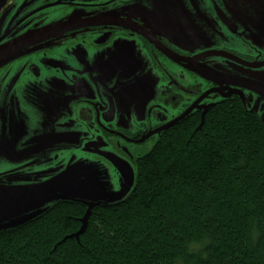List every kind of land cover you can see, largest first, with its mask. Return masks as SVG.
<instances>
[{
  "label": "flooded vegetation",
  "instance_id": "af4514ba",
  "mask_svg": "<svg viewBox=\"0 0 264 264\" xmlns=\"http://www.w3.org/2000/svg\"><path fill=\"white\" fill-rule=\"evenodd\" d=\"M143 1L149 4L128 9L130 4ZM177 1L187 8L184 28L175 22L166 27L165 18L171 13L158 12V9L155 13L152 5L156 0H6L0 8V48L23 37L30 39L0 62V124L1 116H7L10 129L0 134L3 136L0 153L6 156L0 157V182L13 178L36 180L57 169H52L48 159L29 158L33 135L30 126L20 127V117L31 122L39 114L43 124L45 117H51L59 125L55 128L61 132H68L64 126L70 124L66 148L74 151L71 154L76 157L99 155L98 149L103 147L118 151L134 165L142 155L144 144L157 139L169 123L196 101L187 116L207 107H197L201 99L218 96L212 104L225 97L242 98L232 89L251 95L256 106L264 109V98L242 86L240 78L229 85L226 84L228 78L215 82L192 69L205 67L238 76L227 68L232 65L264 68V55H261L264 52V0ZM180 37L184 42L180 43ZM120 49L127 62L143 64V71L148 73L145 78L136 75L124 82L120 80L126 70L118 69ZM193 50L194 54L189 53ZM259 51L260 54H251ZM102 55L107 63L99 61L98 69L105 72V77L99 79L95 72L77 81L76 75L89 73L90 62ZM229 57L256 67L236 63ZM58 63L62 68H53ZM67 63L76 67L69 70ZM51 65L46 70L45 66ZM150 78L153 80L151 93L148 96H145L146 90L138 93L139 102L126 108L127 91L133 89L135 82ZM30 83H36L33 87L36 90H39L37 84L50 83V90L57 95L56 106L51 109L36 102L32 106L33 101H26L20 92ZM144 86L141 83L140 89ZM66 94L69 96L64 97ZM117 96L126 102L117 103ZM55 98L49 96V101ZM129 113L133 116L131 122L127 120ZM79 145H86L91 153L79 155L76 151ZM63 155L62 151L61 158Z\"/></svg>",
  "mask_w": 264,
  "mask_h": 264
},
{
  "label": "trees",
  "instance_id": "16d2710c",
  "mask_svg": "<svg viewBox=\"0 0 264 264\" xmlns=\"http://www.w3.org/2000/svg\"><path fill=\"white\" fill-rule=\"evenodd\" d=\"M133 166L85 225V204L58 200L1 229L0 264H264V124L242 98L185 115Z\"/></svg>",
  "mask_w": 264,
  "mask_h": 264
},
{
  "label": "rangeland",
  "instance_id": "374dc122",
  "mask_svg": "<svg viewBox=\"0 0 264 264\" xmlns=\"http://www.w3.org/2000/svg\"><path fill=\"white\" fill-rule=\"evenodd\" d=\"M148 4L149 2L147 1H143L140 4L138 2V4H130L128 6V9L138 7L139 5L146 6ZM152 6H154L155 13L156 9H158V12L160 10H166L171 13L169 17L165 18L164 25L166 27H169L170 23L175 22V24L179 25L180 28H184L187 8L180 1L171 0V2H167L165 0H156L155 4ZM191 32L192 35H194V30H191ZM182 42H184L183 38H181L180 43ZM120 51L121 59L118 69H126L125 76L121 77L120 80L124 82L126 79L136 75L145 78L148 73L146 71H143V64L137 66L132 62H127L125 53L122 52L121 49ZM195 52L196 51L193 50L189 53L194 54ZM260 53L261 52L259 51L251 54L257 55ZM261 55H264V52H262ZM104 58L105 56L103 55L99 58L94 57L93 61L88 65V68L90 70L89 73L87 71L85 73L80 72L78 76L76 75L77 81H81L80 79L84 78L85 76L89 78L91 74L95 75V72L97 73L99 79H103L105 77V72L99 70L98 68L100 67L99 61L104 60ZM116 58L118 59L119 57ZM103 62L107 63L106 60H104ZM60 65L61 64L58 63V66L53 68L61 69L62 67ZM67 65L70 66L69 70H73L76 67L69 63H67ZM49 67H52V65L45 66L46 70H48ZM227 69L232 70L238 75L236 76L233 74L232 76L234 77L243 80H257L262 86H264L263 67L258 69H249L240 65H232ZM136 70L138 71V73L135 72ZM152 81V78H150L149 81L142 80L139 82H135L133 89H129L126 93L127 102L120 101L119 96L116 97L115 101L120 104L126 102L125 107H130L131 104L135 103L136 101L139 102L138 98L140 96L137 97L138 93L141 94V92L145 90V96H148L151 93L152 89L150 88L152 87ZM141 83H144L145 86L141 87L140 89ZM49 84L50 83H47L45 84V86L37 84L39 90H36L33 88L36 83H30V86L25 88L23 90V93L20 92V94L23 98H25L26 101H33L31 104L32 106H35L37 103L40 106H49L52 109L56 106L58 100L57 98H55L57 97V95L55 94L56 92L54 91V93H52V91L50 90L51 88H49ZM121 85L122 87H124L123 84ZM130 86V88H132V85ZM32 89L34 90V92L30 91ZM75 93L78 94L79 97V93ZM49 96L55 99L49 101ZM65 96L69 95L66 94L64 95V97ZM241 96L243 98L245 106L249 109L256 107L257 113L264 120V109L256 106L257 102L255 101L254 97L247 94L246 92L241 94ZM259 96L263 97L261 95ZM218 98V96H212L210 98L204 99L203 101L201 99L200 105H198L197 107L204 108ZM196 103L197 101L194 102L195 105L193 104L191 106H193L194 108V106H196ZM125 107H123L124 110ZM132 118V113H129V115H127L128 122H131ZM18 120L21 128H29L30 126L29 129H31V133L33 135L31 141L32 155L29 158L31 160L48 159L50 160L48 162L52 164L51 167H54L52 169H55L56 167L57 169L48 172V175L40 177L36 180H18L13 178L7 181L3 180L4 182H0V227L19 222L29 217L33 213L47 208L55 199L60 197L79 199L92 205L93 203L97 201H103L104 199L113 200L125 197L130 191V188L127 189L128 186L126 187V185L130 181L129 177L131 173L132 175L134 174V166L128 159H126L124 156H121L118 151L114 149L109 151V149L107 150L106 148L100 147L98 150H100L101 152L97 153L99 155L92 153L88 158L83 156L76 157L71 154L74 151H72L70 148H66V141L69 138V132L71 130L70 124L64 126L65 131L68 132H61L55 128L59 125L56 124V121L53 122L51 120V117H45L44 124L42 123L39 114H37L36 120H33L31 122H28L27 118L22 117H20ZM138 122L139 120H137V123ZM0 125V134L5 131H10L7 116H1ZM2 137L3 136L1 135L0 139H2ZM155 139L153 138L149 142L147 141L144 144L142 154L146 153L152 147ZM21 143H23V141H21ZM19 151L21 153H24V150L22 149H18V152ZM62 151L64 152L63 158H61ZM76 151L79 155H87L91 153L86 145H79ZM0 157L6 158L4 152L0 153ZM58 163L59 166L57 165ZM11 188H15L17 190Z\"/></svg>",
  "mask_w": 264,
  "mask_h": 264
},
{
  "label": "water",
  "instance_id": "95a60500",
  "mask_svg": "<svg viewBox=\"0 0 264 264\" xmlns=\"http://www.w3.org/2000/svg\"><path fill=\"white\" fill-rule=\"evenodd\" d=\"M6 2V0H0V8L4 5V3ZM30 38H27V37H23L21 40H19V41H17V42H14V43H11V44H9V45H6V46H4V47H2V48H0V62L1 61H4V60H7L9 57V55L11 54V53H13V51H15L16 49H18L19 47H21L22 45H25L27 42H28V40H29ZM230 59H232L234 62H236V63H239V64H242V65H247V66H250V67H256V65H249V64H246V63H244L242 60H240V59H237V58H232V57H229ZM192 60H194V59H196V57L195 58H191ZM192 69L195 71V73H197L198 75H200V76H202V77H204V78H207V79H210V80H213V81H215L216 82V79H222V80H224V79H229V81H228V83H226V84H229V85H234L233 83V80L234 79H237V77H234V76H232V75H230V74H228V75H224V74H222V73H217V72H215V71H211V70H207V69H205V67H192ZM221 80V81H222ZM243 82H241L240 84H242V86H244V87H246V88H248V89H250V90H252V91H254V92H256L258 95H261V96H263V98H264V87L258 82H255V81H251V80H243V79H241ZM226 82V81H225ZM236 84V83H235ZM237 85V84H236ZM232 92L233 93H237V94H239V95H241V93L238 91V90H233L232 89ZM232 92H230V93H232ZM243 99V98H242ZM191 109H193V106H191V107H189V109L186 111V112H184V114H182L180 117H178V118H176V120H173L171 123H169L166 127H168V126H170V125H172V124H174V123H176L178 120H180V119H182L187 113H189V111L191 110ZM252 111H256V107H254V108H252L251 109ZM261 118V120H262V122H263V124H264V120H263V118L262 117H260ZM165 127V128H166ZM130 181H129V183L126 185V187L128 186V188L127 189H131V187H132V185H133V181H134V174L132 175V173H131V175H130ZM125 187V188H126ZM126 189V190H127ZM17 190V189H16ZM122 198H124V197H121V198H118V199H113V200H106V199H104L103 201H97V202H95V203H93L92 205L91 204H88V203H86V202H84V201H82V200H79V199H75V198H70V197H60V198H57V199H55L53 202H55V201H58V200H71V201H77V202H81V203H83V204H85L86 206H87V210H86V214H85V216L83 217V219H82V223H83V225H85V222H86V218H87V215H88V212L90 211V209L93 207V206H95V205H99V204H110V203H114V202H117L118 200H120V199H122ZM52 202V203H53ZM51 203V204H52ZM47 208H44V209H41V210H39L38 212H35V213H33L32 215H30L29 217H27V218H25V219H23V220H21V221H19V222H16V223H12V224H10V225H5V226H1L0 227V230L1 229H5V228H8V227H12V226H15V225H19V224H22V223H24V222H26V221H28V220H30V219H32V218H34L35 216H37V215H39V214H41L42 212H44L45 210H46ZM82 225V226H83ZM80 231H81V229H80Z\"/></svg>",
  "mask_w": 264,
  "mask_h": 264
},
{
  "label": "clouds",
  "instance_id": "9594fccd",
  "mask_svg": "<svg viewBox=\"0 0 264 264\" xmlns=\"http://www.w3.org/2000/svg\"><path fill=\"white\" fill-rule=\"evenodd\" d=\"M195 247H198V246H194V248H195Z\"/></svg>",
  "mask_w": 264,
  "mask_h": 264
}]
</instances>
